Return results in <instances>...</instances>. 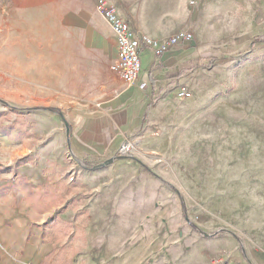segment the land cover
<instances>
[{
	"label": "crops",
	"instance_id": "obj_1",
	"mask_svg": "<svg viewBox=\"0 0 264 264\" xmlns=\"http://www.w3.org/2000/svg\"><path fill=\"white\" fill-rule=\"evenodd\" d=\"M102 1L139 36L161 43L189 32L193 40L159 56L144 48L137 81L124 82L111 70L116 41L97 10ZM261 35L264 0H0V73L13 79V107L36 109L27 116L36 165L14 169L13 181L23 177L41 189L73 177L76 211L50 220L71 223L82 214V225H68L86 239L77 264H263L241 254L233 238L191 229L171 188L143 163L101 165L175 100L179 65L231 45L253 43L258 53ZM4 236L0 227V244Z\"/></svg>",
	"mask_w": 264,
	"mask_h": 264
},
{
	"label": "rangeland",
	"instance_id": "obj_2",
	"mask_svg": "<svg viewBox=\"0 0 264 264\" xmlns=\"http://www.w3.org/2000/svg\"><path fill=\"white\" fill-rule=\"evenodd\" d=\"M255 46L207 57L216 61L176 80L175 100L127 139H139L133 159L171 188L191 229L233 238L241 254L264 264V50L253 53ZM12 80L0 73V187L15 182L17 160L36 165L27 120L36 109L13 107ZM60 177L37 189L41 198L14 184L0 192V264H77L86 239L68 225H82V214L72 224L50 220L76 211L72 194L80 190L71 175Z\"/></svg>",
	"mask_w": 264,
	"mask_h": 264
},
{
	"label": "built area",
	"instance_id": "obj_3",
	"mask_svg": "<svg viewBox=\"0 0 264 264\" xmlns=\"http://www.w3.org/2000/svg\"><path fill=\"white\" fill-rule=\"evenodd\" d=\"M99 10L108 23L116 41V58L111 65L115 72L124 82L134 83L137 81L140 70V55L144 48L151 49L155 55H161L173 45L189 43L193 36L189 32H180L171 36L168 40L158 43L144 35H137L131 29L128 22L116 11L114 6L105 2L97 4ZM180 93V96H184ZM139 139H125L118 147L115 157L121 159H133L137 150ZM214 264H232L228 259H219Z\"/></svg>",
	"mask_w": 264,
	"mask_h": 264
},
{
	"label": "trees",
	"instance_id": "obj_4",
	"mask_svg": "<svg viewBox=\"0 0 264 264\" xmlns=\"http://www.w3.org/2000/svg\"><path fill=\"white\" fill-rule=\"evenodd\" d=\"M255 43L264 42V35L257 37L254 40ZM216 61L215 58L212 59H201L193 62H188L183 64L178 73L176 74V80L181 79L187 74L192 73L194 70L200 67H210ZM5 105L6 103L3 102ZM27 163L26 158L19 159L15 162L14 167L17 169L22 165ZM3 172L0 170V173ZM14 186H20L21 191L26 194L28 197H39V192L36 188H34L25 178L17 176L14 182ZM13 188V184L7 183L0 187V192L3 190H11ZM45 194V193H44ZM70 232V231H69Z\"/></svg>",
	"mask_w": 264,
	"mask_h": 264
},
{
	"label": "water",
	"instance_id": "obj_5",
	"mask_svg": "<svg viewBox=\"0 0 264 264\" xmlns=\"http://www.w3.org/2000/svg\"><path fill=\"white\" fill-rule=\"evenodd\" d=\"M65 126L67 127V125L65 124ZM115 159H121V158H118V157H114V158H112L111 160H109V161H106V162H104L103 164H101V165H107V164H109L111 161H113V160H115Z\"/></svg>",
	"mask_w": 264,
	"mask_h": 264
}]
</instances>
